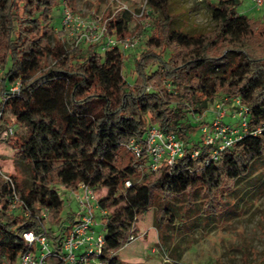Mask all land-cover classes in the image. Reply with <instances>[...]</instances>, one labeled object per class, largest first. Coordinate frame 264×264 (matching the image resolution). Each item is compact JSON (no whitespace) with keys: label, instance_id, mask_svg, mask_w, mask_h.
Listing matches in <instances>:
<instances>
[{"label":"trees","instance_id":"trees-1","mask_svg":"<svg viewBox=\"0 0 264 264\" xmlns=\"http://www.w3.org/2000/svg\"><path fill=\"white\" fill-rule=\"evenodd\" d=\"M200 1L213 27L189 33L177 26L169 0H145L156 15L128 83L122 73L125 52L119 48L51 43L57 0H0V105L7 80L22 79L18 96L4 101L2 121L8 112L13 124L26 128L23 138L13 134L5 141L31 179L8 176L22 203L19 212L9 214L12 189L0 176V264L27 249L23 232H40L42 225L53 249L60 250L78 218L68 215L67 224L62 218L60 187L75 192L83 184L104 191L98 198L106 211L100 260L116 264L136 220L151 207L159 243L168 247L175 222L207 227L206 220H216L230 205L227 186L264 167V13L260 19L239 14L241 0ZM131 18L124 10L106 13L107 35L129 36ZM224 98L247 109V130L216 161L204 166L207 154L191 160L187 153L171 173L165 167L149 173L133 161L128 142L143 145L151 127L176 136L187 151L202 148L201 140L187 137L194 128L187 115H202L209 103ZM43 209L47 222L39 218ZM171 246L178 257V247Z\"/></svg>","mask_w":264,"mask_h":264},{"label":"rangeland","instance_id":"rangeland-1","mask_svg":"<svg viewBox=\"0 0 264 264\" xmlns=\"http://www.w3.org/2000/svg\"><path fill=\"white\" fill-rule=\"evenodd\" d=\"M121 1L133 12L143 8L142 17H132L127 25L129 32L127 37L139 39L136 46L124 54L122 73L125 80L132 83L133 60L144 48L150 33V18L156 13L146 7L145 0ZM169 1L175 22L182 30L197 33L213 27L208 10L200 0ZM61 4L62 1L57 0V6L53 8L51 25L54 30L51 43L59 42L70 49V39L67 34L58 32L62 28ZM66 4L85 21H98L99 25L104 23L106 13H114L118 9V5L112 0H67ZM238 12L253 19H260L264 7L256 8L251 0H241ZM50 63L51 59L47 57L45 64ZM228 105L227 103L226 106ZM4 117V125L15 127L14 138H23L26 128L13 124V117L8 112ZM213 118V103L208 104L207 110L202 115L188 114L187 122L194 126L186 131L188 139L193 143H199L201 126L209 124ZM224 121L228 124L234 123L229 119L228 114ZM0 173L7 176L14 175L28 183L31 181L27 166L22 161L15 160L13 150L6 141H0ZM256 174L251 173L227 186L226 191L231 194L230 205L216 220L212 222L206 220L207 227L190 223L180 226V223L175 222L170 231L171 237L166 238V243H169L166 247L169 251L159 243L158 233L153 224L155 209L151 207L147 214L136 220L134 240L118 251L116 264H264V167L257 168ZM58 193L64 201L61 216L67 224V216L81 214V207L72 191L60 187ZM103 194L104 191L97 193L99 197ZM179 212H182L181 209ZM94 214L97 215L95 211ZM173 243L178 247V257L170 250Z\"/></svg>","mask_w":264,"mask_h":264},{"label":"built area","instance_id":"built-area-1","mask_svg":"<svg viewBox=\"0 0 264 264\" xmlns=\"http://www.w3.org/2000/svg\"><path fill=\"white\" fill-rule=\"evenodd\" d=\"M61 1L62 28L60 32L67 34L72 49L81 43H86L98 44L101 51L119 48L124 53L138 43V37L119 39L108 36L104 23L99 25L98 21H85L81 18V15L74 13L67 6V0ZM112 1L118 5L116 11H127L133 18H139L143 15V8L138 12H133L124 6L121 0ZM251 1L256 8L264 7V0ZM1 81L0 72V83ZM21 84L22 79L19 76L11 77L7 83L5 97H3V103L0 105V141H5L15 132L14 125L3 124L2 115L4 114V101L18 96ZM227 101L224 98L214 102L213 120L209 124L201 126L202 148L194 147L187 151L182 140L172 134H163L156 127H151L146 132L143 145L135 139H131L126 149L132 156L133 161L142 162L141 165L149 173L156 172L162 167L167 168L169 173L173 172L177 162L187 153L191 160H196L203 153L207 154L203 164L207 166L210 161H216L221 153L230 148L247 130V109L237 99L230 100L228 106H226ZM227 114L234 123L228 124L224 121ZM257 132L259 133V130ZM0 176L12 189L10 196L7 198L6 211L9 214H15L20 211L22 203L13 190L10 178L2 173H0ZM129 186L128 182L125 183L126 188ZM72 194L81 207V214H77L76 223L64 234L59 251L53 249L47 239L46 225H42L40 232L36 233L31 230L23 232L22 239L27 249L13 261L4 258L1 264H101L100 255L104 245L103 221L106 211L99 207V196L93 189L79 184L77 190ZM94 211L97 215L94 214ZM21 213L24 217L29 216L27 210H22ZM39 218L47 222L49 220L48 211L41 210ZM133 240L134 236L130 235L127 244L133 242Z\"/></svg>","mask_w":264,"mask_h":264},{"label":"crops","instance_id":"crops-1","mask_svg":"<svg viewBox=\"0 0 264 264\" xmlns=\"http://www.w3.org/2000/svg\"><path fill=\"white\" fill-rule=\"evenodd\" d=\"M229 119H231L230 117H229ZM232 120V119H231Z\"/></svg>","mask_w":264,"mask_h":264}]
</instances>
